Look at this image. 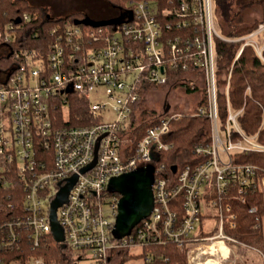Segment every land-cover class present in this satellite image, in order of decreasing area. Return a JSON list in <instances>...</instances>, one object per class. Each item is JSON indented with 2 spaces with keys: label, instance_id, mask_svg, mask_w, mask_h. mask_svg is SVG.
Masks as SVG:
<instances>
[{
  "label": "built area",
  "instance_id": "built-area-1",
  "mask_svg": "<svg viewBox=\"0 0 264 264\" xmlns=\"http://www.w3.org/2000/svg\"><path fill=\"white\" fill-rule=\"evenodd\" d=\"M121 12L128 14L122 21L95 23L87 31L72 21L54 29L52 34L59 32L49 44L47 64L37 49L20 40L30 13L5 25L0 52L9 64L0 68V264H59L38 251L48 249L54 238L51 202L74 175L68 199L57 209L65 234L59 243L70 252L69 264H164L172 247H188L187 263L195 264L196 246L212 237L194 238L204 214L218 219L215 237L227 246V240L237 242L224 229L226 224L236 227L237 215L213 194L222 195L232 185L244 201L257 180L264 191L258 165L233 159L235 153L264 151L258 133L244 131L237 120L243 110L233 111L230 103L226 125L219 122L215 51L217 38L243 41L236 58L250 45L264 61V20L244 36L229 37L216 22L214 0H178L162 12L155 1L129 0ZM170 13L179 19L178 27L193 31L181 44L179 37H163L159 15ZM171 69H181V76L192 73L187 81L192 86L205 81L208 105L197 103L192 112L207 113L213 130L211 141L194 145L197 160L163 161V154L173 148L167 140L172 119L190 113L175 111L171 102L163 105L140 138L125 135L133 129L140 86H174ZM99 86L105 87L108 101H92L91 93ZM226 91L228 96L229 86ZM72 93L87 101L96 122L58 125L54 109L61 105L67 112ZM110 108L116 118L104 120ZM138 168L152 172L154 205L131 232L118 236L121 193L112 191L109 182Z\"/></svg>",
  "mask_w": 264,
  "mask_h": 264
},
{
  "label": "trees",
  "instance_id": "trees-1",
  "mask_svg": "<svg viewBox=\"0 0 264 264\" xmlns=\"http://www.w3.org/2000/svg\"><path fill=\"white\" fill-rule=\"evenodd\" d=\"M98 1V2H97ZM159 5V9L170 10L173 3H178V0H152ZM129 0H95L99 4V9L94 7L92 13H101V16L114 17L127 7ZM261 4L264 6V0H214L215 13L217 23L220 30L229 37H241L257 28L261 20H255L250 23L240 24L246 9ZM102 8V9H101ZM30 13L31 20L23 26L21 30L20 40L27 42L31 48L37 49L42 58L47 64V56L51 53L50 42L56 40V34H52L54 29H61L64 22L72 21L79 24L84 30L94 28V24L90 21L82 19V16L76 13H69L63 16L51 17L45 15L38 4H33L29 0H0V39H2L5 31V25L12 22H17L23 13ZM95 15V14H94ZM160 22L164 33V39L180 38L179 44L185 38L192 37L193 31L177 26L179 19L170 13L168 15L160 14ZM98 18V17H97ZM111 21H103L97 23H110ZM170 23V24H169ZM167 25H170L169 29ZM243 41L228 42L219 38L215 41V51L217 53V105L218 117L222 126L226 125L230 108L233 111L243 110L238 117V123L244 131L250 135L258 133L259 142L264 144V61L259 57L256 50L250 46H244L238 58H236L241 49ZM7 59V60H6ZM165 59H169L168 56ZM8 57L5 52H0V68L8 67ZM168 64L169 61H166ZM166 63V67L167 64ZM193 65H191L192 67ZM168 69V67H167ZM182 70L171 69L174 85H185V88L190 91H199L201 93L199 105L207 106L209 99L205 89H201L200 85L192 84L181 80ZM230 75V78H229ZM181 76V77H179ZM179 77V78H177ZM229 78V80H228ZM169 83V82H168ZM167 83V84H168ZM167 84L156 87L147 82H143L140 86V99L135 104L132 117L133 129L126 132L125 135L130 137L140 138L151 120L157 118L158 110L148 107L145 103L147 93L150 89H163ZM229 86L227 96L226 88ZM250 87V92H248ZM228 97V98H227ZM229 99V100H228ZM69 107L65 112L64 106H59L54 109V114L57 117L58 125H86L93 122L94 117L89 114L87 101L78 94L68 96ZM175 111H181L175 107ZM196 110V109H195ZM212 119L207 114H195L193 112L185 113L178 119H172L170 131L167 140L173 144L172 150L163 154V161L168 163L171 158L183 161L185 158L199 159L194 155V145L197 143H207L211 141L212 135ZM238 134L233 133V138H237ZM235 163H255L259 167V175L264 173V151H250L235 153ZM238 192L234 186H229L227 191L221 194H213L219 200V203H229L232 206V211L236 213V227L225 225V231L235 238L237 242L227 240V244L235 247V252L249 260V264H263L264 257V191L259 181L257 180L253 186L247 191V196L244 201L237 198ZM206 196H209L206 194ZM251 207H255V211H249ZM211 214L202 216L200 225L194 234L197 240L205 239L207 236H212L216 233L219 227L207 231L204 228V222ZM185 249L172 247L167 253L170 258L164 264H188L187 252ZM49 259L59 262V264H69V250L64 248L61 243L57 242L53 237L50 238V246L48 249H41ZM257 256V258H256ZM257 259V261H255Z\"/></svg>",
  "mask_w": 264,
  "mask_h": 264
},
{
  "label": "rangeland",
  "instance_id": "rangeland-1",
  "mask_svg": "<svg viewBox=\"0 0 264 264\" xmlns=\"http://www.w3.org/2000/svg\"><path fill=\"white\" fill-rule=\"evenodd\" d=\"M29 1L33 4H38L40 6V9L45 13V15L51 17L63 16L69 13L78 12L82 16L83 21L86 20L92 23H97L103 21L120 22L128 16L126 12H121L120 14L117 13V15H115L114 17L109 18L106 16H101L102 14L98 12L99 10L97 12H94L95 14L94 15L91 9H93V7L95 6L94 5L95 0H29ZM95 4H96V8L99 7L98 3ZM214 10H215V5H214ZM215 18L217 22L216 13H215ZM263 18H264V6H262L261 4H256L245 10L240 24L244 25L246 23H250L255 20H261ZM190 76H192V73H186L185 75L182 76L181 80L187 82L190 79ZM204 83L205 81L199 83L202 90L203 87L205 86ZM172 86L173 85H167L163 89L149 90L144 104H146L148 107L155 108L156 110H158V112H161L163 105L165 103L164 102L165 98H168L169 102H171L181 110L189 109L190 112L194 111L196 104L200 100V96H201L200 90L190 92L185 88V85H179V86L174 85L173 87ZM91 99L92 101L95 102L108 101V96L105 92V87L99 86L98 91L97 90L92 91ZM114 118H116V115L113 112L112 108H110V110H106L103 113L104 120H111ZM215 227H219V222L215 215L205 220L204 228H207V230H212ZM216 233L218 232L216 231ZM214 235H212V237H209L205 241L198 243V245L196 246L195 252L193 253L195 257V264H208L207 261L209 260L217 261V263L214 264H249L250 263L249 260L244 259L235 252L236 251L235 247H231L229 245L227 246L225 243L222 242L221 238L215 237ZM216 242H220L223 246L225 245L226 249L228 250L229 256L226 258V260H220L219 259L220 256L212 253V251H216L219 245ZM255 261H257V259ZM79 264H91V261L83 260V261H79ZM263 264H264V257H263Z\"/></svg>",
  "mask_w": 264,
  "mask_h": 264
},
{
  "label": "water",
  "instance_id": "water-1",
  "mask_svg": "<svg viewBox=\"0 0 264 264\" xmlns=\"http://www.w3.org/2000/svg\"><path fill=\"white\" fill-rule=\"evenodd\" d=\"M168 110V105L165 111ZM176 169V166H172ZM77 176L68 179V183L61 187L50 205V224L54 238L63 242L65 234L57 217V209L68 199L69 190ZM153 175L148 168H138L113 177L109 182L112 191L121 193L118 203L115 233L124 236L144 217H148L154 205ZM214 264V263H211Z\"/></svg>",
  "mask_w": 264,
  "mask_h": 264
},
{
  "label": "bare ground",
  "instance_id": "bare-ground-1",
  "mask_svg": "<svg viewBox=\"0 0 264 264\" xmlns=\"http://www.w3.org/2000/svg\"><path fill=\"white\" fill-rule=\"evenodd\" d=\"M216 243H218L219 245H218L216 251H212V253L213 254H217L218 256H220L219 257L220 260H225L229 256L228 250L226 249L225 245L223 246L220 242H216ZM207 262H208V264H210V263H217V261H213V260H209Z\"/></svg>",
  "mask_w": 264,
  "mask_h": 264
},
{
  "label": "flooded vegetation",
  "instance_id": "flooded-vegetation-1",
  "mask_svg": "<svg viewBox=\"0 0 264 264\" xmlns=\"http://www.w3.org/2000/svg\"><path fill=\"white\" fill-rule=\"evenodd\" d=\"M164 102H165V103H168V102H169L168 98H165V101H164ZM165 103H164V104H165Z\"/></svg>",
  "mask_w": 264,
  "mask_h": 264
}]
</instances>
